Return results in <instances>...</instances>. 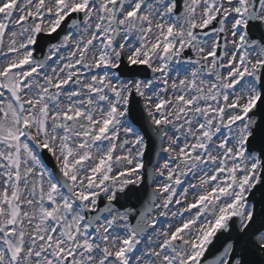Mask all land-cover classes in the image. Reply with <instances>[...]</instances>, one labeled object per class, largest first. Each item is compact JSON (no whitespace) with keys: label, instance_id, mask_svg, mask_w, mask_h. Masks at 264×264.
<instances>
[{"label":"snow or ice","instance_id":"snow-or-ice-1","mask_svg":"<svg viewBox=\"0 0 264 264\" xmlns=\"http://www.w3.org/2000/svg\"><path fill=\"white\" fill-rule=\"evenodd\" d=\"M0 264H264V0H0Z\"/></svg>","mask_w":264,"mask_h":264},{"label":"water","instance_id":"water-1","mask_svg":"<svg viewBox=\"0 0 264 264\" xmlns=\"http://www.w3.org/2000/svg\"><path fill=\"white\" fill-rule=\"evenodd\" d=\"M257 38H258V34H257ZM144 128H145V127H144ZM156 150H157V147H156V146H155L154 149H153L152 145H150L149 150H148V153H147V155H146V158L148 159V160H147V166H146V169H151V168H152V167H151V164L153 163V156L155 155ZM154 158H155V157H154ZM147 185H148V182H147V179H146V181H145V186H147ZM137 196H143V191H141L140 193H137L136 195H133V197H132L130 203H132V204H136L137 207H139V206H140V203H142V201H139V202H138V200H137ZM144 198L146 199V197H144ZM259 199H260V194L257 193V194H256V201H259ZM256 201H254V203H256ZM101 206H102V205H101ZM258 207H259V205H258Z\"/></svg>","mask_w":264,"mask_h":264},{"label":"rangeland","instance_id":"rangeland-1","mask_svg":"<svg viewBox=\"0 0 264 264\" xmlns=\"http://www.w3.org/2000/svg\"><path fill=\"white\" fill-rule=\"evenodd\" d=\"M163 155V154H162Z\"/></svg>","mask_w":264,"mask_h":264}]
</instances>
